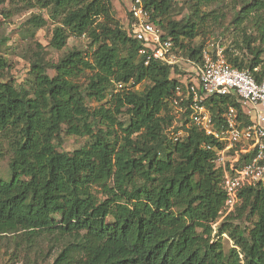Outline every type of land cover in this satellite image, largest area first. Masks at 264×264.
<instances>
[{
    "label": "trees",
    "instance_id": "1",
    "mask_svg": "<svg viewBox=\"0 0 264 264\" xmlns=\"http://www.w3.org/2000/svg\"><path fill=\"white\" fill-rule=\"evenodd\" d=\"M195 1L202 19L200 6L225 0ZM231 1L240 7L234 16L239 41L224 54L262 81L264 0ZM38 2L61 18L53 47L85 35L94 48L89 55L72 49L57 64L39 56L31 64V91L4 77L8 62L0 52V157L10 153L9 176L0 172V236L15 234L16 244L25 242L27 249L42 235L66 240L52 264H264L263 185L242 190L213 239L226 197L215 151L207 148L216 141L194 125L185 141L168 133L176 87L188 80L174 75L178 65H145L141 43L115 17L112 0ZM174 3L144 0L174 49L201 61L203 44H192L198 20L164 21ZM31 22L40 27L45 19L35 15ZM86 70L93 74L83 89L76 79ZM119 83L127 85L114 92ZM86 95L108 105L91 109ZM207 104L215 117L229 105L241 110L230 96ZM123 112L126 126L118 119ZM64 126L91 141L72 152L58 150L55 139ZM116 126L120 138L110 131ZM242 218L252 221L248 230L233 223ZM224 234L234 241L228 248Z\"/></svg>",
    "mask_w": 264,
    "mask_h": 264
},
{
    "label": "rangeland",
    "instance_id": "2",
    "mask_svg": "<svg viewBox=\"0 0 264 264\" xmlns=\"http://www.w3.org/2000/svg\"><path fill=\"white\" fill-rule=\"evenodd\" d=\"M195 3V0H175L174 7L164 21L198 20L199 35L192 41V44H203L202 49L208 48L211 55H215L218 51L224 53V49L231 47L233 40H237L238 38L239 30L235 28L234 16L240 7L235 6L231 0H225L221 3H214L208 6L202 5L198 14H205L202 19H198ZM112 4L115 17L120 21L122 27L127 29L130 20L129 10L131 8V0H112ZM35 15L45 19V23L42 26L36 27L31 22L32 17ZM60 19V17L54 18L51 9L42 7L38 0H5V2L0 4V52L8 62L4 77L14 82L19 89L25 88L31 91V64L39 56H42L46 61L57 64L59 59L72 49L81 50L87 55L92 53L94 48L92 40L85 35L70 36L65 46L61 49L52 46L51 40L54 29L61 25ZM234 53L242 55L245 54V51L234 50ZM176 55L181 60L177 66L179 73L174 75H177L179 78H188L187 81H184L188 82L196 75L195 68L186 63L185 60L188 56L185 55L182 49H177ZM49 71L52 74L54 73V70L50 69ZM92 74L91 70H86L76 79L83 89L87 87ZM117 88L115 86L113 91L116 92ZM109 98L110 95L108 96V100ZM86 101V104L91 109H95L101 104L108 105L106 100L104 102H97L87 97V95ZM170 114L173 115V124L168 129L169 135L173 139L178 137L180 141H185L188 135L186 129L191 127L192 124L184 112L179 111V109L172 105H170ZM118 119L125 126L129 123V116L125 112L120 114ZM110 131H112L113 136L116 135L119 138L123 136L122 130L117 126L114 132L113 130ZM90 141L91 138L89 136L68 134L65 126L60 136L55 139L58 150L66 152H72ZM9 159L10 153L6 150L4 155L0 157V172L4 177H8L10 174ZM229 215H221L217 220L218 224L215 223L214 240H216L214 235L218 227ZM251 222V220L246 218L233 220V223L239 225L244 230H248L251 227ZM13 235L0 236V264H52L58 251L66 243V240L64 241L58 237L42 235L37 239L35 248L27 249L25 242L20 241V243L16 244L15 236ZM221 240L226 248L234 243L227 234L222 235Z\"/></svg>",
    "mask_w": 264,
    "mask_h": 264
},
{
    "label": "built area",
    "instance_id": "3",
    "mask_svg": "<svg viewBox=\"0 0 264 264\" xmlns=\"http://www.w3.org/2000/svg\"><path fill=\"white\" fill-rule=\"evenodd\" d=\"M129 13L127 29L141 43L139 54L145 58V65L152 60L178 65L181 59L173 41L151 21L144 0H131ZM185 61L195 68L196 75L176 87L171 105L184 113L188 110L190 123L215 139L216 143L207 148L215 151L214 163L222 172L226 197L220 216L228 215L240 204L245 187L264 186V80L258 81L248 70L233 66L224 53L211 55L208 48L202 50L201 61ZM126 85L116 86L122 89ZM221 96L235 98L241 110L229 105L215 117L207 102Z\"/></svg>",
    "mask_w": 264,
    "mask_h": 264
}]
</instances>
